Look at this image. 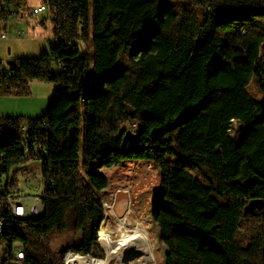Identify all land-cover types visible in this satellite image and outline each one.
<instances>
[{"label":"trees","instance_id":"16d2710c","mask_svg":"<svg viewBox=\"0 0 264 264\" xmlns=\"http://www.w3.org/2000/svg\"><path fill=\"white\" fill-rule=\"evenodd\" d=\"M39 3L50 49L0 66V95L28 94L32 80L56 85L39 117H0L6 171L37 161L42 175L39 216L16 218L0 203L9 251L19 241L22 264L102 257V170L145 161L160 175L152 216L164 264H264V0ZM69 211L78 237L52 252Z\"/></svg>","mask_w":264,"mask_h":264},{"label":"rangeland","instance_id":"374dc122","mask_svg":"<svg viewBox=\"0 0 264 264\" xmlns=\"http://www.w3.org/2000/svg\"><path fill=\"white\" fill-rule=\"evenodd\" d=\"M38 3L39 0H29L31 5ZM49 16L48 11L40 13L36 17L29 16L26 10L17 22L11 21L7 24L2 32L7 34L8 39H0L1 67H8L9 62L18 57H37L43 50L50 49L53 38ZM45 17L47 18L44 24H41V20H44ZM21 31L22 34H20ZM80 46L83 47L82 44ZM53 68L55 69V67ZM55 86L54 83L32 80L29 83L28 94H1L0 117L12 115H22L28 118L39 117L48 108ZM248 90L254 98H262L259 86L253 78L249 82ZM82 112L84 113L83 110ZM133 126L134 123L124 124V127L129 129H134ZM102 171L107 175L109 185L100 192V198L106 212L105 220L100 228L103 227V232H107L112 240L118 242L119 237L122 235L117 230L121 218L125 219V224L129 229L141 224V228L148 233V240H150L151 248L155 255L153 264H164L165 247L152 216L154 200L161 190L160 175L157 167L151 162L137 161L124 162L119 166L103 169ZM10 172L17 179L18 186L25 192L30 194L40 193L42 175L39 162L30 161L15 165ZM122 205L123 207L120 209ZM72 222L73 212L69 211L67 229L51 236L49 248L52 252L60 253V250L78 237V234L71 228ZM115 244L117 245V243ZM100 245L103 256L98 258L107 259L105 244L103 247L101 238ZM118 250L116 247L115 255L112 256H118ZM10 256L7 243L3 239L0 240V264H15ZM114 262L116 264H143L139 255L132 259H122L121 262L117 258L110 257L107 264H115Z\"/></svg>","mask_w":264,"mask_h":264},{"label":"built area","instance_id":"2783aa9c","mask_svg":"<svg viewBox=\"0 0 264 264\" xmlns=\"http://www.w3.org/2000/svg\"><path fill=\"white\" fill-rule=\"evenodd\" d=\"M28 8L25 9L24 6L18 7H8L5 3L0 4V9L6 12L7 19L5 25L2 22L0 23V39H8L7 34L2 32L5 29L9 22H17L21 16L27 10V15L36 17L40 13L47 11L46 5L42 3L38 4H27ZM22 34V31L20 32ZM24 129V127H22ZM13 167V166H12ZM10 167L7 171L0 162V203L4 204L10 211L11 215H16V218H28V217H37L42 213L43 207L40 201L39 194H30L25 192L14 182V174L10 172ZM106 217V212H105ZM4 219L0 217V223ZM103 231V229H101ZM107 233V232H105ZM108 234V233H107ZM108 239L112 240L111 236L108 234ZM12 252L15 253V256L24 259L25 252L23 246L20 242L14 241L12 243ZM117 258L119 262L122 261L121 257L112 256ZM110 259H101L95 256H84L75 251H67L64 255L63 262L64 264H107ZM116 264V262H114ZM119 264V263H118Z\"/></svg>","mask_w":264,"mask_h":264},{"label":"bare ground","instance_id":"6f19581e","mask_svg":"<svg viewBox=\"0 0 264 264\" xmlns=\"http://www.w3.org/2000/svg\"><path fill=\"white\" fill-rule=\"evenodd\" d=\"M122 207L123 205L121 206L120 209H122ZM13 216L16 217V215ZM104 220L105 218L103 219L102 223L104 222ZM117 230L120 231L122 234L121 237H119L118 242L110 241L108 239V234H106L105 232H103L102 234L103 243L105 244V249H106L105 251L107 253V259L108 258L110 259L112 255H115V248L117 247V249H119L117 255L121 257L123 260L128 258L132 259L136 255H139L142 258L143 264L154 263L151 246L145 230L141 228V224L132 227V229H129L128 226H126L125 224V219L121 218ZM4 231H5V223L4 221H2V223H0V240L3 239ZM115 243H117V245ZM10 253L12 256V260L15 262V264H22L21 263L22 259L19 258L18 256H15V253L12 252V245H11Z\"/></svg>","mask_w":264,"mask_h":264},{"label":"water","instance_id":"95a60500","mask_svg":"<svg viewBox=\"0 0 264 264\" xmlns=\"http://www.w3.org/2000/svg\"><path fill=\"white\" fill-rule=\"evenodd\" d=\"M253 206L254 205H257V206H259V207H262L263 206V202L261 201V200H259V201H256V203H251Z\"/></svg>","mask_w":264,"mask_h":264},{"label":"crops","instance_id":"0c3cea01","mask_svg":"<svg viewBox=\"0 0 264 264\" xmlns=\"http://www.w3.org/2000/svg\"><path fill=\"white\" fill-rule=\"evenodd\" d=\"M28 4H29V0H28ZM29 5H31V4H29ZM46 18H47V17H45L44 20H41V21L44 23L45 20H46ZM42 19H43V18H42ZM5 28H6V27H5Z\"/></svg>","mask_w":264,"mask_h":264}]
</instances>
